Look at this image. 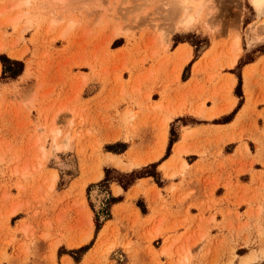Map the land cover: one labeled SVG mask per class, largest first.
<instances>
[{
  "label": "rangeland",
  "instance_id": "374dc122",
  "mask_svg": "<svg viewBox=\"0 0 264 264\" xmlns=\"http://www.w3.org/2000/svg\"><path fill=\"white\" fill-rule=\"evenodd\" d=\"M63 3L0 0V55L25 64L18 78H2L0 61V240L9 245L18 242L15 233L5 235L10 230L6 220L25 211L43 227L40 235L33 236V244L43 238L49 245L45 258L54 264H264V131L250 145L255 155L246 143L245 152L240 151L245 158L240 170L251 172L253 186L229 203L246 204L243 213L217 207L212 199L206 209L209 217L201 213L178 220L181 214L170 209L163 212L170 202L152 185L146 189L147 197L155 204L161 200V211L153 205L144 220L138 209L134 214L131 203L140 191L137 188L122 207L119 224L99 230L89 253H68L93 239L95 243L96 214L102 226L108 213L112 217L110 184L123 187L130 179L126 175L163 155L169 126L171 130L174 125L179 137L178 127L192 121L177 116L189 112L212 119L233 105L234 81L223 79L221 70L264 53V9L258 11L251 0H203L197 22L187 28L172 26L169 0ZM256 19L257 28L251 29ZM240 33H245L243 46ZM193 50L194 56L196 50L199 54L194 76L201 72L206 81L193 84L194 77L181 83ZM256 67L245 73L249 102L256 73L264 93V67L260 71ZM219 96L226 101L223 105L218 103ZM158 97L160 101H152ZM208 100L212 106H207ZM150 127L156 135L160 132L150 155L142 157L137 155L140 149H135L126 161L107 149L112 145L120 151L123 145L118 142L126 143L127 150L129 143L120 138H140L143 129ZM194 132L184 129L171 158L160 166L165 176L188 169L183 155L195 150L187 143ZM236 137L243 139V132L232 136ZM222 141L210 138L207 143L219 146ZM109 155L126 167L109 162ZM109 164L115 168L106 167ZM106 168L108 182L103 181ZM121 186L113 185L115 194ZM94 191L98 198L93 197ZM139 201L146 208L142 199L136 204ZM114 213L120 215L118 207ZM129 219L136 240L120 231L119 225ZM180 228L184 231L178 233ZM20 229L29 233L27 225ZM163 233L165 241L157 251L155 246L160 244L152 240Z\"/></svg>",
  "mask_w": 264,
  "mask_h": 264
},
{
  "label": "crops",
  "instance_id": "0c3cea01",
  "mask_svg": "<svg viewBox=\"0 0 264 264\" xmlns=\"http://www.w3.org/2000/svg\"><path fill=\"white\" fill-rule=\"evenodd\" d=\"M256 22L257 19L251 23V29L257 28ZM244 34L245 33H240L242 46L244 42ZM252 41H254V39ZM261 59H264V53H262L253 61L243 62L240 70L243 78V103L238 109V111L230 119L224 120L223 118L228 116L235 109V107L240 101V97L235 94V88L238 83V76L235 72L232 71L236 68L239 62H235L232 66H224L221 70L223 74V79H225L226 81H234V85L231 90L232 97H234V100L233 105L229 109L221 110L219 114L212 119L203 116H195L189 112H186L185 114L176 117V119L187 117L191 118L192 121H189L188 123H182V125L178 127L179 137L178 140L172 146L171 154L169 155V157L161 161L157 167L164 182L162 186L156 184L153 177L151 176L139 177L134 182V184H132L128 188V190H125L120 184L116 182L110 184V192H108L109 195L114 197L123 196L124 199L113 203V205L111 206L112 217L104 221L100 231L104 229L108 224H110L111 227L116 224H119L118 218L122 217L124 213L122 207L127 202H129L130 193L134 192L137 188H139L140 190L139 193L131 199L135 215L137 214L138 209L142 219L146 220L152 213L153 205L156 206L159 211H161V200H158L155 204L151 203V201L147 197L146 189H149V187H152V185H157L161 194L167 198L168 202H170L168 204L170 206L166 205L167 207L163 209V212H165L166 210L168 211V209H170L175 211V213L177 212L178 214H181L178 220L185 217L187 218L188 216H197L201 213H204L206 217H209L210 214L206 209L207 206L213 203L212 199L217 202V207H230L232 210L238 209L241 213H243L247 209L246 204L237 206L229 202H233V200L235 199L234 195L242 194L247 190H250V187L253 186L251 172L240 170V168L243 167L242 164L245 163V158L242 156L240 151L245 152L246 149L244 148V143H246L249 147L250 153L252 155L256 154V151H253L250 145L252 143H255L254 138H260L262 136L261 133H263L262 131H264V93L262 92L261 86L258 83L259 73H256L253 78L254 91L253 98L250 102L248 101L247 95L244 90V83L245 73L248 70H251L254 65H257V71H260V69L264 67V60L263 62H261ZM197 63L198 62L195 61L192 64L188 79L181 80V83L189 82L194 77L195 78L193 79V84L196 83L199 79H201L202 81H206V75H202L201 72L194 76V67ZM160 100L161 97L152 99L153 102H157ZM224 102L226 101L221 98V96H219V105H223ZM212 104L213 102L211 100L207 101V106H212ZM176 119H174L173 121H175ZM218 119H222V121L214 122ZM180 122L181 121L179 120L177 124H179ZM185 128L195 130L192 137L189 138L187 141L190 148L195 150H191L190 152L185 153L183 155V158H185L186 161L189 163V167L184 173H180V171L177 170V174L174 177H167L165 176L160 166L165 164L171 158L175 144L182 141V136ZM169 130L170 126L168 128L166 146L163 155L159 159L153 160L150 163L159 161L165 155L169 143ZM241 132H243V139H240L238 137L232 138L233 135L237 133L239 134ZM159 134L156 135L155 130H153V127H150L143 129L140 138H120L121 141L128 142L129 147L124 153L115 154L122 156L127 161L128 156L130 154L131 156H133V150L140 149L141 152L137 155H141L142 157L148 156L150 155L151 151L155 148L159 140ZM210 138L214 139V141H217L219 139H223V141L219 143V146H211L207 143V140ZM117 139L119 140V138ZM112 141L115 142L114 140ZM198 141L203 144L201 147L198 146ZM204 149L206 150L205 154L202 153ZM246 160V163H249L250 157H247ZM253 164L254 169H257L256 166L259 163L255 162ZM106 167L115 168L113 165L110 164L106 165ZM114 184H117L122 188L121 192H119L118 194H115L113 191L112 187ZM171 191L173 192V194ZM181 198L184 200L182 203L180 202ZM138 199H142L144 201L147 208V213H143L142 209L136 204ZM116 207H118V209L120 210L119 216L115 215L114 213V209ZM19 213L20 216L17 217V219H15L13 223V218H16ZM19 213L14 214L8 220H6V227H8L9 225L10 230H6L5 235H11L12 233H15L18 242L15 243V245H9L3 243L0 240V264H54L45 258L49 245L43 238H37V241H35V244H33L32 239L36 238L33 236H38L43 231L42 224H37L38 220L35 219L32 214H29L25 211ZM160 216L163 215L160 214ZM217 219L221 220V215L218 214ZM132 224L133 223L130 219L129 221H125L124 224L119 225L120 231L122 234H128V237L132 238L133 240H136L137 235L132 229ZM25 225L29 227V233H24L20 229ZM37 228L39 229V231ZM182 231H184V229L180 228L178 230V233H181ZM99 233L97 235L94 245L87 251V253H89V251L95 247L99 237ZM165 236L166 235L163 233L161 234V236L152 240L153 243L158 242L160 244L158 247L155 246V249L157 251H160L162 249L165 241ZM166 258V256H160V259L162 261H167ZM57 264L60 263L57 262ZM75 264L77 263L75 262Z\"/></svg>",
  "mask_w": 264,
  "mask_h": 264
},
{
  "label": "trees",
  "instance_id": "16d2710c",
  "mask_svg": "<svg viewBox=\"0 0 264 264\" xmlns=\"http://www.w3.org/2000/svg\"><path fill=\"white\" fill-rule=\"evenodd\" d=\"M198 57H199V54L197 53V50H196L195 56L189 62V64L186 66V68L184 70V73L182 75V79L183 80H187L188 79V75L186 74V71L188 69L190 70L192 64L198 59ZM0 61H1L2 66H3L2 78L16 79L24 71L25 64H24V62L22 60L13 59V58L8 57L6 54H1L0 55ZM248 62H250V61H248ZM242 64H243V62H239V64L236 66V68L232 70L238 76V83H237L236 88H235V94L238 97H240V101H239L238 105L235 107V109L228 116L224 117V120L230 119L238 111V109L241 107V105L243 103V98H242V96H243V78H242V75H241V71H236L237 68L241 69ZM177 140H178V137L174 133V125L172 124L171 130H170V140H169V144H168V147H167L165 155L159 161L148 164L146 167H144L143 170H141V171L134 170L131 173H129L128 175H126L127 177H130V179L126 183H124V184L122 183L124 189H128V187L130 185H132L137 178L143 177V176H153L155 181L159 185H162L161 178H160L159 173L157 172L156 169H157V166L160 164L161 161H163L164 159L169 157V155L171 154L172 146ZM115 144H117V145L121 144V145H123V148L120 151H117V150H115V148H113L114 146L108 145L107 149L110 150V151L121 153V152L125 151L126 148H127V144L126 143H118L117 142ZM144 173H146V174H144ZM110 179L111 178H109V169L106 168L105 169V178L103 179V181L104 182H108ZM118 181H120V180H118ZM121 200H122V196H118V197L112 196L110 198V203H115V202H118V201H121ZM138 205L141 207L143 212H146V208L142 205L141 201L138 202ZM110 217H111V215H110V213H108L106 219H109ZM95 221H96V235H95V237H96L97 233L99 232V230L102 227V224H101V222L99 220V214H96ZM93 243H94V239L90 243H88V244H86V245H84V246H82V247H80L78 249L71 250L68 253L71 254V255L77 254L78 252L85 253L86 251H88L92 247ZM74 258H75L76 261L79 260L76 257H74Z\"/></svg>",
  "mask_w": 264,
  "mask_h": 264
},
{
  "label": "bare ground",
  "instance_id": "6f19581e",
  "mask_svg": "<svg viewBox=\"0 0 264 264\" xmlns=\"http://www.w3.org/2000/svg\"><path fill=\"white\" fill-rule=\"evenodd\" d=\"M20 0V4L28 3L29 0ZM55 3H63L64 0H49ZM167 1V0H166ZM253 5L256 7L258 11H262L264 9V0H251ZM170 6L168 7L170 19L172 20V26L182 25L185 27H191L197 22L198 14L203 5V0H169ZM64 4V3H63ZM176 29V28H175ZM119 34V29L115 31V35ZM239 42L236 41V45L238 46ZM55 147L57 148V144L55 143ZM108 161L113 162L120 167H126L125 164L121 163L119 159H117L114 155L108 156ZM93 197L98 198L96 191L93 192ZM88 238L81 240L82 242L87 241Z\"/></svg>",
  "mask_w": 264,
  "mask_h": 264
}]
</instances>
